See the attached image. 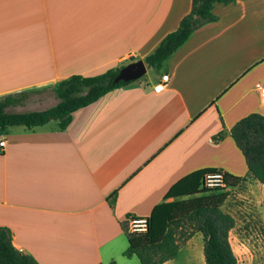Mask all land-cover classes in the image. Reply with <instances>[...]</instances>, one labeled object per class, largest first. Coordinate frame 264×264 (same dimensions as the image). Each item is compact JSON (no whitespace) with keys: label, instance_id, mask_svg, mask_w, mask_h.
Wrapping results in <instances>:
<instances>
[{"label":"crops","instance_id":"obj_1","mask_svg":"<svg viewBox=\"0 0 264 264\" xmlns=\"http://www.w3.org/2000/svg\"><path fill=\"white\" fill-rule=\"evenodd\" d=\"M191 4L0 0V98L39 94L29 103L39 108L17 113L53 107L62 79L144 61ZM212 12L217 21L163 63L162 91L153 90L161 75L134 81L75 111L63 131L50 122L0 131V227L16 249L38 264H140L123 256L122 224L148 218L182 177L215 168L241 177L239 187L255 181L230 129L251 113L264 116L257 88L264 87V0L215 4Z\"/></svg>","mask_w":264,"mask_h":264},{"label":"trees","instance_id":"obj_2","mask_svg":"<svg viewBox=\"0 0 264 264\" xmlns=\"http://www.w3.org/2000/svg\"><path fill=\"white\" fill-rule=\"evenodd\" d=\"M234 0H192L191 10L179 22L178 28L167 34L157 48L144 59L147 68L160 70L163 63L181 47L190 35L204 24L217 21L212 10L215 4L229 5ZM123 66L107 69L95 76L74 75L62 79L53 87L58 103L43 111L8 113L28 92L12 93L0 98V131L9 127L33 130L56 121L63 131L71 121V115L96 102L105 94L132 82L113 84V79ZM223 133L213 138L218 141ZM230 137L244 158L248 173L264 188V116L251 113L236 122L230 129ZM215 168L195 170L174 183L153 207L148 216V229L140 234H128L122 229L128 246L123 252L126 258L136 257L140 264H164L174 260L179 252V240H189L194 234L202 237L205 264H237L229 243V233L234 228V218L222 210L229 192L241 185L242 178L224 173L223 187L205 188L206 174ZM114 196L108 199L113 207ZM0 264H38L28 254L12 244L11 232L0 227ZM109 264H114L111 262Z\"/></svg>","mask_w":264,"mask_h":264},{"label":"rangeland","instance_id":"obj_3","mask_svg":"<svg viewBox=\"0 0 264 264\" xmlns=\"http://www.w3.org/2000/svg\"><path fill=\"white\" fill-rule=\"evenodd\" d=\"M160 75V70L147 68L146 74L137 81L151 82ZM38 99L39 94L28 93L21 105L11 106L6 112L17 113L39 108L37 105L29 104L35 103ZM50 123L57 124L56 121ZM222 210L229 213L235 221L228 239L237 264H264V188L258 182L245 181L241 187L229 192ZM120 239L125 242L123 237ZM181 239L177 256L168 264H194L196 259L202 260V264H205L201 235L194 234L187 241Z\"/></svg>","mask_w":264,"mask_h":264},{"label":"built area","instance_id":"obj_4","mask_svg":"<svg viewBox=\"0 0 264 264\" xmlns=\"http://www.w3.org/2000/svg\"><path fill=\"white\" fill-rule=\"evenodd\" d=\"M168 82V76L163 74L160 76L159 82L153 87L155 92H160L164 89ZM259 90L260 103L264 106V87H257ZM5 146V140H0V151ZM223 175L224 173L217 170L214 173L206 174L203 179V186L205 188H216L223 187ZM126 232L128 234H140L144 233L148 229V218L147 217H135L130 216L126 219Z\"/></svg>","mask_w":264,"mask_h":264},{"label":"water","instance_id":"obj_5","mask_svg":"<svg viewBox=\"0 0 264 264\" xmlns=\"http://www.w3.org/2000/svg\"><path fill=\"white\" fill-rule=\"evenodd\" d=\"M147 72V66L142 60L130 61L121 67L113 79V84L119 82H134L143 77Z\"/></svg>","mask_w":264,"mask_h":264},{"label":"bare ground","instance_id":"obj_6","mask_svg":"<svg viewBox=\"0 0 264 264\" xmlns=\"http://www.w3.org/2000/svg\"><path fill=\"white\" fill-rule=\"evenodd\" d=\"M201 261H202V260H201ZM201 261L196 259V261H194V264H202ZM189 262H190V261H189ZM189 262H188V263H189Z\"/></svg>","mask_w":264,"mask_h":264}]
</instances>
